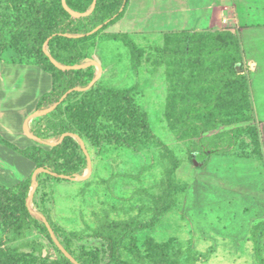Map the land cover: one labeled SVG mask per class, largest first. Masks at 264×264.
<instances>
[{
  "label": "rangeland",
  "instance_id": "374dc122",
  "mask_svg": "<svg viewBox=\"0 0 264 264\" xmlns=\"http://www.w3.org/2000/svg\"><path fill=\"white\" fill-rule=\"evenodd\" d=\"M252 1L259 5L240 14L263 37L264 0ZM224 2L0 0V53L13 61L36 59L13 30L59 25L40 41L51 52L42 62L70 90L33 134L49 152L61 145L55 168L74 179L40 173L30 205L78 263L264 264V121L232 93L235 79L250 90L252 67L241 37L224 31ZM64 121L72 131L62 135ZM134 224L149 228L115 249L95 236L116 241ZM65 257L32 215L0 227V264H69Z\"/></svg>",
  "mask_w": 264,
  "mask_h": 264
},
{
  "label": "crops",
  "instance_id": "0c3cea01",
  "mask_svg": "<svg viewBox=\"0 0 264 264\" xmlns=\"http://www.w3.org/2000/svg\"><path fill=\"white\" fill-rule=\"evenodd\" d=\"M219 0H210V5ZM258 6V2L252 0H226L227 9H231L227 15L228 26L226 29L240 38L241 47L247 61L251 64L249 73L250 95L252 108L258 120L264 121V58L260 53L264 52L259 44L264 42V36L260 37V28L246 21L254 18L250 15L241 16L240 11H245L246 3ZM249 5V4H248ZM247 5V6H248ZM200 6V4H198ZM240 7V10H239ZM203 6L199 7L196 14L203 13ZM257 10H261L257 8ZM209 22L211 11L206 10ZM198 18V17H197ZM196 18L195 22L203 21ZM235 28H240L236 33ZM225 31V30H224ZM258 77L259 79H257ZM53 75L43 70L34 59L13 61L6 54L0 53V136L15 145L20 150L41 146L37 137L33 134L39 127L41 114L32 117L37 111L42 99L53 91ZM46 110V109H45ZM37 164L22 156L10 147L0 143V183L6 187L18 185L21 180H28L38 169Z\"/></svg>",
  "mask_w": 264,
  "mask_h": 264
},
{
  "label": "trees",
  "instance_id": "16d2710c",
  "mask_svg": "<svg viewBox=\"0 0 264 264\" xmlns=\"http://www.w3.org/2000/svg\"><path fill=\"white\" fill-rule=\"evenodd\" d=\"M116 19H117L116 17H112L108 20V22L115 23ZM54 27H55L54 29H51L49 31L45 30L46 28H44L41 29L38 33H35L31 22H29L27 26H19L18 28L12 31V33L22 32L24 34L25 41L30 48L29 51L33 53L34 57L36 58L34 60L43 70L48 71L53 75V79H54L53 91L42 99L37 109V111L39 112L52 107L53 103L55 102V101L53 102V98L57 96H62L68 93V91L70 90L67 78L60 77L61 73L57 69V67L55 65L52 64L48 65L42 62V59L48 58L47 57L48 54L45 52L44 49L45 47L43 48L40 46V41L43 38V36H46V38H50L51 36H54V34H56V32L58 31L59 25H55ZM225 32L231 33L226 30ZM47 51L49 52V54L51 53L48 49ZM136 63H137V58H136ZM229 72L236 77L237 71L235 68H231ZM232 86H233L232 93L235 96V98H240V101L241 103L244 104V107L251 109L252 103H251L250 90L248 91L249 87H247L246 84H244L243 78L235 79ZM118 95H126V93L119 92ZM202 96L204 97L205 94H202ZM175 103H176V97L173 98L171 105ZM240 109H243V107L241 106ZM136 125L137 128L143 127L149 129L148 125L144 126L138 123ZM60 129H61L60 133L62 135L72 131L71 124H69V122L67 121H64L61 124ZM149 133L153 135V133L150 130ZM0 143L10 147L14 151L21 154L22 156L36 163L38 166L37 168H44L45 170L50 171V174L56 176L58 179L61 180L74 179L73 174H70L69 172L66 171H59L55 168L57 156L62 151L60 144L55 147L54 151L49 152L41 146H34L26 150H20L15 145L6 141L2 136H0ZM38 179L39 178L37 177L35 182H37ZM33 183L34 181L32 180V176L28 180H21V182L18 185L13 187H6L0 183V227L4 225L6 226V231L13 230L16 226L20 224L25 212L26 214L32 215L36 220L42 222L46 227L49 238L51 240H54L53 235L50 232V229L48 228V225H51L50 222H48L44 217H42L29 203L30 189ZM22 189L24 190L23 196L21 191ZM148 228L149 226L145 227L136 224L127 226L118 236L116 241H113L111 238L101 233H96L95 236L99 239L105 240L108 243L109 248L115 249L118 248L133 233ZM65 260L67 261V263L73 264L71 260L67 259L66 257ZM118 264H123V262L119 261Z\"/></svg>",
  "mask_w": 264,
  "mask_h": 264
},
{
  "label": "water",
  "instance_id": "95a60500",
  "mask_svg": "<svg viewBox=\"0 0 264 264\" xmlns=\"http://www.w3.org/2000/svg\"><path fill=\"white\" fill-rule=\"evenodd\" d=\"M44 49H45V52H46L49 56H51V55L49 54V52L47 51L46 46H45ZM65 96H67V94H66ZM62 101H63V98L60 100V102H62ZM56 106H57V104H56L54 107H56ZM54 107L52 106V107H50V108H48V109H46V110L49 112V111H51ZM46 110H43V112L46 111ZM39 113L41 114L42 111H41V112H39V111L36 112L32 117H35V116L38 115ZM42 172H45V173L50 174V171L45 170L44 168H38V169L34 172V174H33V176H32V180L34 181V183H36L35 181H36L38 175H39L40 173H42ZM29 203H31V200H29ZM48 228L50 229V232H51L52 235H53V239H54V241H55L56 244L60 247L61 251L65 254V256H66L68 259H70L71 262H72L73 264H80V263H78V262H77V261H76V260L70 255V254H68V253L66 252V250L60 245V243L58 242V240H57L56 237L54 236L53 230H52V228L50 227V225H48Z\"/></svg>",
  "mask_w": 264,
  "mask_h": 264
}]
</instances>
